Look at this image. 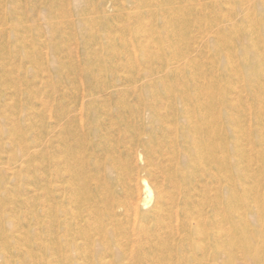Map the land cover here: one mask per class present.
I'll use <instances>...</instances> for the list:
<instances>
[{"label": "rangeland", "instance_id": "rangeland-1", "mask_svg": "<svg viewBox=\"0 0 264 264\" xmlns=\"http://www.w3.org/2000/svg\"><path fill=\"white\" fill-rule=\"evenodd\" d=\"M135 1L0 0V264L81 263L55 237L64 236V226L53 224L50 175L54 133L79 119L82 105L83 120L96 123L89 109L97 98L98 112L113 126V144L124 138L117 131L119 110L138 109L137 143L152 133L154 115L172 120L193 107L191 101L172 103L176 91L194 80L218 87L209 100L221 103L212 107L203 98L217 141L213 175L198 174L194 188L180 195L164 176L172 166L168 155L162 164L155 158L146 164L140 155L130 157L125 140L117 147L125 170L118 180L105 171L107 156L97 150L100 182H108L106 189L122 207L114 210L117 226L107 220L105 225L118 232L127 256L116 260L107 252L95 263L264 264V77L260 83L250 78L251 66L264 64V0H171L157 5L168 7L158 22L138 17ZM220 38L231 42L229 53H217ZM171 87H177L172 99L165 95ZM144 179L157 195L151 206ZM55 198L61 209L78 212L63 190ZM174 205L195 216L170 219L167 211ZM141 223L152 231L139 232ZM247 244L254 261L244 254ZM150 246L156 254L163 251L164 260L146 258Z\"/></svg>", "mask_w": 264, "mask_h": 264}, {"label": "bare ground", "instance_id": "bare-ground-1", "mask_svg": "<svg viewBox=\"0 0 264 264\" xmlns=\"http://www.w3.org/2000/svg\"><path fill=\"white\" fill-rule=\"evenodd\" d=\"M165 3L170 4L171 0H137L134 2L133 6L135 8L136 14H138V17L142 18L144 15H148L158 22L161 17H163V15L168 13V7L167 5H157ZM217 41L221 43L219 51L217 50L218 54L222 52L229 53L230 50H232L233 46H231V42L229 43L227 39L220 38L217 39ZM261 51L262 50H259L258 52L261 53ZM229 57L231 58V55H229ZM229 61L228 67L230 70H232L236 66L232 59H229ZM251 69H253V76L251 75L250 78L253 80V78L257 77L255 78L257 83L262 82L264 77V64H260L259 62L255 66H251ZM183 77L185 78L184 73L181 74V78ZM252 84L254 85V83ZM80 85H82L81 82ZM201 85L199 84V81L194 80L191 83H187L186 87H182L181 89L177 90V94L175 95V99L172 104L175 105L178 101L186 104V101H191L193 102V107L190 108L186 106L182 113L176 117V119L172 120H168V115L163 117L158 116V114L154 115L153 119L151 120L154 124L152 133L146 139L138 140L137 143L135 133L141 129L140 123H138L135 119L138 109L126 106L119 110V117H122L120 120L121 126L116 129L119 135L122 134L124 138H118L116 140L117 144H113L109 141L112 137H108L109 134H111V128L113 129V126L106 124V120L104 121L101 117L102 114L98 112L100 111V107L97 106L98 100L96 97H92L91 101L94 102V105L89 109L95 111L96 113L94 117L96 123H93L94 125L90 123L88 124L83 120L85 117L84 114L87 113L84 112L85 105H82L80 109L82 115L79 116V119H76L72 122L67 120L65 127L61 128L57 133L53 132L55 136H57L56 140L54 141L55 155H53L51 158L52 170L50 175L51 184L54 185L52 190L54 194V200H52L51 203V208L54 214L53 224L59 227L62 225L64 226V236L55 237H57L58 243L60 245L63 244L67 246L68 251L71 253L72 261L76 260L78 263V261L81 259V263L78 264H96L95 259L98 256L100 258L106 257L107 252L112 257H115V259H119L121 255L127 256V252L124 251L119 240H117L118 232L116 233L115 230L112 231L106 227L108 225H105L107 220L110 227L117 226V223L115 224L117 220H115L116 214L114 213V210L116 208L122 207H120L121 204L115 199V197L111 195L109 188L106 189L108 182L106 184H101L100 182L101 179L99 172L101 169L100 166H102L103 163L101 161V156L97 155V150L101 149L104 151L105 156H107L106 160L104 161L105 171H109L110 174L117 176L118 180H123L125 170H123L124 166L121 158L122 154L120 151H118L117 147L123 144L125 140H129L127 143L128 146H125L124 149L127 150L130 157L134 159L140 155L139 158L143 157V162H146V164H148V161H150V165L151 159L153 160V158L159 159L160 163L162 164L165 156L168 155L171 159L170 162H172V166L170 169L165 170V172L168 173L164 176L168 178L167 180L169 185L177 188V193L180 195L185 193L187 189L192 190L194 188V181L198 174L202 173L206 176L213 175L212 165L219 161L217 155L218 153L215 149V142L217 141L214 139L215 134L211 126L212 124H210L209 121L210 116L205 112L206 110L204 107L203 98H208L209 100L213 91H215V89L218 87L217 84H209L208 86H205V88ZM176 88L177 87L169 88L170 91L165 93L166 97H171L172 99V95ZM220 88L223 89L221 86ZM226 89H228V87L225 88L224 91H226ZM209 101L212 107L216 104H219L220 102L214 100ZM146 108L148 110H152L153 106H146ZM153 113L155 114L156 112L154 111ZM78 114L79 113H77V115ZM111 117V120L108 119L110 122L114 119L113 115ZM63 125L61 124V126ZM94 128H96L95 134L91 132L94 130ZM86 129H88L89 132ZM225 143L226 139L224 141L222 140L219 144L225 145ZM134 147H137V149H134ZM238 155L242 156L243 154L240 153ZM224 156L225 159L229 158V151H226ZM261 156L263 158L264 153H262ZM135 165H137V163ZM149 173L152 175V171ZM227 173L228 169L221 170V177H223L224 174L227 176ZM223 179L226 178L223 177ZM142 182V189L145 193V199H148V203L146 204H150L151 206V203L155 200L157 195L147 180L144 179ZM104 186L105 188H103ZM183 188L186 189L183 190ZM61 190L64 191V195L66 199H68L69 204H74L76 208L78 206V212H74V207L60 208L59 202H57V198H55V194ZM190 206H194L193 202L190 204ZM135 209L137 212V208ZM167 212V215L172 220L174 218L179 220L181 214L185 215L184 213H187L185 215L186 217H193L194 215L192 212H181L179 207H175V205L172 208H169ZM143 217H145V214ZM61 220L64 222H60ZM158 220L160 219L157 218L156 223ZM59 230L58 234H60ZM139 230V232L143 233L146 230L149 233L152 231L151 228L147 229L146 225L142 223L139 224ZM197 233L199 232L197 231ZM242 237H247V234L243 232ZM133 247L134 246H132V248ZM115 249L119 251H115ZM153 249V246H150L148 250L144 252V256L149 259H154V257L157 255L159 260H164V252L158 251L156 254ZM252 249L253 248L250 246V244L244 245V254L247 256V258H251L252 261H254L255 256L251 255ZM130 254L134 255L135 252L132 251ZM132 257H136V254ZM98 264H105V262L101 261Z\"/></svg>", "mask_w": 264, "mask_h": 264}]
</instances>
